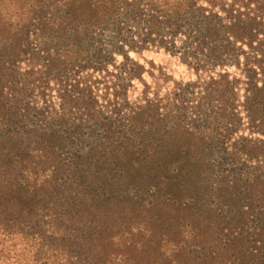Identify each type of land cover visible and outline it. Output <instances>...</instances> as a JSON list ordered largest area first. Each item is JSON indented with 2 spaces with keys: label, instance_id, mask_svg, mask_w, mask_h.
Masks as SVG:
<instances>
[{
  "label": "trees",
  "instance_id": "obj_1",
  "mask_svg": "<svg viewBox=\"0 0 264 264\" xmlns=\"http://www.w3.org/2000/svg\"><path fill=\"white\" fill-rule=\"evenodd\" d=\"M0 264H264V0H0Z\"/></svg>",
  "mask_w": 264,
  "mask_h": 264
},
{
  "label": "rangeland",
  "instance_id": "obj_2",
  "mask_svg": "<svg viewBox=\"0 0 264 264\" xmlns=\"http://www.w3.org/2000/svg\"><path fill=\"white\" fill-rule=\"evenodd\" d=\"M131 57L144 66L145 72L142 77L151 89H158L163 93L177 82H186L193 78V74L180 62L177 57L171 56L162 50H147L138 54H131ZM141 90L139 83L135 90L128 93L129 100L138 97Z\"/></svg>",
  "mask_w": 264,
  "mask_h": 264
}]
</instances>
